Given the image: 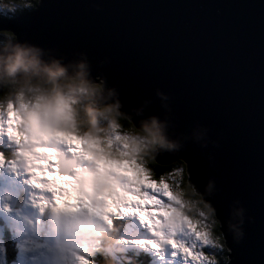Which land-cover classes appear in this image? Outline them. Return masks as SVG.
<instances>
[{
  "label": "water",
  "instance_id": "1",
  "mask_svg": "<svg viewBox=\"0 0 264 264\" xmlns=\"http://www.w3.org/2000/svg\"><path fill=\"white\" fill-rule=\"evenodd\" d=\"M0 32L66 61L86 54L125 109L165 122L177 147L154 158L161 165L183 162L190 126L199 187L225 221L226 264H264V0H42L0 15Z\"/></svg>",
  "mask_w": 264,
  "mask_h": 264
},
{
  "label": "clouds",
  "instance_id": "2",
  "mask_svg": "<svg viewBox=\"0 0 264 264\" xmlns=\"http://www.w3.org/2000/svg\"><path fill=\"white\" fill-rule=\"evenodd\" d=\"M41 4L30 0L33 11ZM0 8L11 6L0 0ZM0 117L10 119L16 143L29 151L52 152L70 178L46 204L36 205L43 219L23 216L10 229L19 258L27 264H77L83 257L96 264L99 256L104 264H116L124 252L121 245L129 241L121 239L115 226L120 217L115 206L139 179L141 163L177 147L165 122L137 109L125 111L118 90L93 75L86 54L66 61L12 33H0ZM4 164L0 153V166ZM190 196L186 191L182 195L181 209L187 215L199 207L189 206ZM243 211L238 213L241 225ZM161 220L165 230L184 227L179 210ZM243 236L238 231L237 238Z\"/></svg>",
  "mask_w": 264,
  "mask_h": 264
},
{
  "label": "snow or ice",
  "instance_id": "3",
  "mask_svg": "<svg viewBox=\"0 0 264 264\" xmlns=\"http://www.w3.org/2000/svg\"><path fill=\"white\" fill-rule=\"evenodd\" d=\"M11 11L15 12L16 8H12ZM131 110L133 109H125L128 112H131ZM169 112L171 115H166L165 118L178 121L174 111L169 109ZM10 125L9 118L0 117V137H6L10 144L15 146L16 157L11 161V165L13 168L22 167L24 169L29 177L26 183L36 192L50 193L51 195L61 186H66L70 178L63 171L61 159L52 152L39 148L31 151L24 149L10 135ZM177 126L178 124H174L173 132ZM191 132L192 129L189 126L187 131L180 133L185 136L188 142L181 152L176 153V155L184 157L182 161L185 167L177 168L168 174H161L159 180H154L146 163H141L137 169L139 179L130 190L122 193L115 209L120 217L133 216L134 213L135 216L139 217V222H144V227L148 229L151 226L152 239L135 240L134 244L156 251H161L165 246L170 247L174 255H178L183 259L184 264H218L216 252L213 250L222 252L224 246L217 237L213 236L211 225L205 218V210H207V216H211L214 210L215 219L219 220L222 226L225 221L213 195L204 192L199 187L200 170L191 158L194 148L187 146L189 143H193L190 140ZM185 169L188 174L187 183L191 189V194L199 197L197 200L189 201V206L197 207L201 204L204 206L203 208L197 207V213L192 215L184 214L181 209V205L184 204L182 195L185 191L182 187V181ZM57 175L67 177V181L58 183L48 178ZM168 180H171L172 183H168ZM35 199L38 201L37 206L47 203L44 195H37ZM55 199L58 202L60 198L56 196ZM148 205L157 211H147ZM178 210L184 216L183 229L179 232L165 230L161 217H167ZM228 228L230 229L229 225ZM241 241L242 239L239 238L234 239L236 244ZM77 264H88V262L86 258L79 257L77 258Z\"/></svg>",
  "mask_w": 264,
  "mask_h": 264
},
{
  "label": "rangeland",
  "instance_id": "4",
  "mask_svg": "<svg viewBox=\"0 0 264 264\" xmlns=\"http://www.w3.org/2000/svg\"><path fill=\"white\" fill-rule=\"evenodd\" d=\"M13 1L12 0H4V2L6 4L10 5L11 8H0V10H4V11L8 12V11H11L12 8H20L19 6L15 5L14 4L15 2H13ZM19 1L23 4H29L27 0H19ZM0 33H4V32H0ZM1 143H5L7 146H12L6 137H0V144ZM177 168H184V167L180 166V164H179V166H177V165L173 166V168L169 171V173L172 172L173 170L177 169ZM184 172L186 173L185 175L188 178V174H187L186 169ZM23 178H25V179L22 180V184H26V181L29 179V177H28V174L24 171V169L22 167L13 168L11 165V162H8V163L5 162V164L3 166H0V182H1L0 183V211H1L0 215H1L3 220L10 223L11 227H13L14 225H18L23 216H30V215L34 214L35 217L38 219H40L42 217L40 215L39 208L36 207V204L38 203V201H36V200H34V202H28L27 205H24L21 209L14 208L11 205V198L13 196L11 193V190L14 189L13 186L15 184V181H17V179L21 180ZM48 178L55 180L58 183L67 181V177H61L59 175L50 176ZM152 179L159 180V178H155V177H153V175H152ZM167 182L172 183L171 180H168ZM33 191H36V190L33 189ZM37 192L39 195H44L45 198H46V196H47V198L51 197L50 193H40L39 191H37ZM146 210L147 211H157L156 209L152 208L150 205L147 206ZM207 222L210 223V225H211V232H212L213 236L217 237L215 232H214L213 220L209 219ZM118 223L122 224V225H127L126 227L131 229V231L133 230L135 233L143 231L142 232V233H144L143 237H139L138 239L131 240V242L135 241V240H141V239H152V236H151L149 230L146 227H144L139 222V220L134 216L117 217L115 219V226L116 227H118V225H119ZM131 242L124 245V248H123L124 251H126L127 248L141 250V251L145 252L149 257H151L150 259H152L154 261V263H156V264H184L183 259L178 255H174V252L170 247L165 246L161 251H156L154 249H151L148 247H143V246L131 243ZM220 243H221V241H220ZM224 248L226 249L225 245H224ZM213 251L218 252L219 254L222 253L219 250H213ZM217 259H218V257H217ZM217 261L219 264L220 263L219 260H217ZM0 264H9L7 262L6 253H5V251L3 252V243H1V242H0ZM10 264H27V261H24V260L18 258V260L15 263H10ZM96 264H98L97 261H96Z\"/></svg>",
  "mask_w": 264,
  "mask_h": 264
},
{
  "label": "trees",
  "instance_id": "5",
  "mask_svg": "<svg viewBox=\"0 0 264 264\" xmlns=\"http://www.w3.org/2000/svg\"><path fill=\"white\" fill-rule=\"evenodd\" d=\"M27 1H28L29 4H23L19 0H14L13 2H15L14 3L15 5H17L19 7L21 6L20 8H16V11L17 12L28 11V9L31 8V5H30V0H27ZM7 149H9V148H7V147L2 148V146L0 145V152H2L5 156H7L9 154ZM9 156H11V155H9ZM179 164H180V166L185 167L184 163L181 162V161L172 162L171 164H168V165H161V164L157 163L155 161V159L153 158V159H150V160H148L146 162L147 168L152 172V175L155 178H160L161 174H168L169 171L173 168V166H176V165L179 166ZM183 174L184 175H183L182 187H183L184 191L191 193V189H190V187H189V185L187 183L188 178L185 175L186 173L184 172ZM189 198L191 200L199 199V197L196 196L195 194H191V196ZM199 207L203 208L204 206H203V204H201ZM205 212L207 214V210H205ZM210 220H213L214 232H215L217 238L219 239V241H221V244L224 246L225 245V240H224L223 234H222V232L220 230L219 221L215 219V213L214 212L210 216ZM120 229L123 231V229L124 230L126 229V226L122 225V226H120ZM8 243L9 244H6V249H5L7 262L9 264L10 263H15L18 260V252L16 251V247L13 244H11L10 242H8ZM228 253H229V250H228L227 247H226V249L223 247V251H222L221 254L216 252V256L218 257L217 260H219V262H220L219 264H226L228 262V260H229ZM133 259L134 258L129 255L128 260L129 261L131 260L132 262H134ZM101 261H102V264H104L102 258H101ZM133 264H137V262L133 263ZM138 264H148V261L144 260L143 263L141 262V263H138ZM150 264H154V263L150 262Z\"/></svg>",
  "mask_w": 264,
  "mask_h": 264
},
{
  "label": "bare ground",
  "instance_id": "6",
  "mask_svg": "<svg viewBox=\"0 0 264 264\" xmlns=\"http://www.w3.org/2000/svg\"><path fill=\"white\" fill-rule=\"evenodd\" d=\"M21 7V6H20ZM24 192V190H21V193H23ZM30 216H32V217H35V215L34 214H32V215H30ZM36 218V217H35ZM149 259V258H148ZM150 260V262H152V260L151 259H149Z\"/></svg>",
  "mask_w": 264,
  "mask_h": 264
}]
</instances>
